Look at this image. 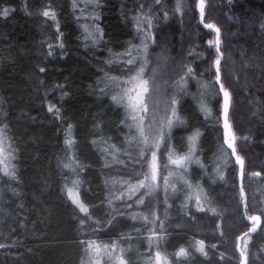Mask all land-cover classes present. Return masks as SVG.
Returning <instances> with one entry per match:
<instances>
[{
	"label": "trees",
	"instance_id": "trees-1",
	"mask_svg": "<svg viewBox=\"0 0 264 264\" xmlns=\"http://www.w3.org/2000/svg\"><path fill=\"white\" fill-rule=\"evenodd\" d=\"M231 1L204 0V22L220 30L221 83L231 95L229 121L235 135L247 138L236 141L238 155L244 160L245 212L260 215L264 224V0ZM136 2L99 1L101 18L96 24L104 27L101 40L112 44L108 49L114 53L119 52L122 42L133 39L130 21L122 15L131 14ZM165 2L169 6L174 3ZM4 10H8L7 16ZM45 10L53 12L56 19L43 16ZM77 13L72 0H0V129L13 149L17 167L15 178H1L0 244L4 247L0 248V264H82L86 257L80 241L89 238L124 242V247L133 251L126 254L129 264L151 254L145 244L139 246L149 223L118 219L115 210L106 205L110 190L105 179H115L116 171L104 161L101 147L118 146L124 160L135 157L131 151L121 150V108L99 87L105 72L115 73L106 58L112 50L99 47L101 40L95 47L87 45L83 20ZM166 30L165 49L174 57L188 52L182 75L188 86L193 88L196 81L214 88L216 96L210 104L206 95L201 96L210 112L201 111V100L195 101V107L186 102L183 106L187 104L185 116L196 120L189 125L187 136L196 130L208 132L215 149L223 143V136L219 125L210 126L211 117H219L221 112L214 71L218 54L214 44L208 43L214 41V34L199 24L195 5L185 17L179 15L176 20L171 16ZM155 36L157 45L161 31ZM188 68L191 74H187ZM256 104L261 107L259 112ZM50 106L53 112H49ZM66 139L73 140L71 148ZM209 151L201 146L200 154L206 158ZM70 157L79 166L75 176L63 167ZM230 160L223 180L213 182L210 177L202 182L209 211L214 209L215 214L191 205L188 218L196 219L192 224L173 201L168 216L165 213L159 219L166 236L160 247L166 242V253H175L180 247L190 252L186 262L179 258L180 264H239L236 242L249 231L250 224L243 216L231 155ZM256 172L261 174L257 178L260 189L251 178ZM72 178L81 182V199L91 219L68 198L66 185L71 187ZM133 200H126L127 204ZM114 204L117 207L122 202ZM84 231L89 232L86 237ZM249 237L247 246L254 247L258 241L260 250L259 259L249 264H264V237L259 231ZM195 239L204 241L206 257L194 250Z\"/></svg>",
	"mask_w": 264,
	"mask_h": 264
},
{
	"label": "snow or ice",
	"instance_id": "snow-or-ice-1",
	"mask_svg": "<svg viewBox=\"0 0 264 264\" xmlns=\"http://www.w3.org/2000/svg\"><path fill=\"white\" fill-rule=\"evenodd\" d=\"M159 2V0H157ZM201 12V22L203 23L204 15V0H200L199 3ZM8 10H4L3 15L7 16ZM45 17H50L52 20L56 19L53 12L45 10L42 13ZM137 27L140 28V20L137 18ZM149 28L151 27V19H145L143 21ZM206 28L211 29L216 33V40L209 41V45H215L216 52L218 53L217 58L214 61L215 65V78L216 83L220 84V92L223 93V128H224V145L228 149H231V155L235 156L236 163L240 166V176L241 180L244 177V160L236 152V141L237 137L232 130V125L229 121V110L231 106V95L229 91L224 88V85L220 82V64L221 56L220 54V30L215 24L207 23L204 25ZM85 31L88 32V37L96 42V38L93 33H91L87 27ZM149 38V33H145V40ZM63 47V45H61ZM137 54L147 53V43L141 42V46L136 48ZM126 55L129 57L127 60H121L126 66L123 76H112L105 73L106 87L113 90L111 95L112 101L122 107L125 112V127L129 129V135L126 139L128 142L135 143L139 157L136 161L139 164V171L136 174V179L133 180L132 176L127 179L121 178L119 180L121 191L117 198H124L125 194L127 200H132L134 196L137 195L139 189H145L143 194H140L135 200L137 205L145 204V197H151L153 193L158 191H163L165 193V198H167V193L169 190L172 192L177 191L176 181L171 179L177 177L183 184L186 185L185 196L187 200H195L198 211H206L204 207L201 206V192L202 189L199 185H193L190 181L186 179V174L190 163L194 162L196 155V144L199 139V131L196 130L191 136L187 138L188 147L187 151L181 154L175 148L171 146V132L174 126L177 124H183L184 121L178 115L174 105L177 103L175 97H171L167 102L164 103L163 115H160V101L155 97V93L159 90L155 84V70L152 76H145V65L147 60H143L140 63L137 61L140 59L139 55H134L131 50H129ZM109 61L108 63H111ZM43 71V69H41ZM192 69H187V74H191ZM178 86L183 88L186 81L184 77L177 82ZM207 88L208 85H203ZM105 89L102 88L101 91ZM201 111L210 112L207 104L201 100ZM49 112H53V107H49ZM58 111V110H57ZM130 121V123L128 122ZM147 121V123H146ZM7 137L3 129H0V170H3L4 175L11 176L15 178L14 166L10 167L11 161L15 159L13 152L8 149L11 147L10 144L8 148L5 147V142ZM66 145L71 148L73 144L72 139H66ZM115 159V156L113 157ZM199 163L198 160H195ZM65 169H69L71 172L75 173L78 170V164L73 157L69 158L68 162L63 164ZM253 176H259L260 173L256 172L252 174ZM116 181H113L115 183ZM72 186L68 187L66 185L68 198L71 200L72 204L75 205L81 213L91 219L89 215V208L82 202L79 198V190L77 188L78 181L73 179L71 181ZM240 197L242 200L245 199V192L243 186L240 188ZM131 208L133 205H127ZM152 207V201L149 200V208ZM245 207L247 205L245 204ZM215 214V210H211ZM149 215L142 217L145 223H151L152 228L148 230V235L146 237L148 241V251L151 253L145 258V264H170V257L177 258L172 264H180L179 258H183L184 261L189 260L190 252L184 247H180L175 253H166L164 249L160 247V241L164 237L163 232V221L161 220L157 226L156 221L159 219L156 213L152 211ZM247 220L251 223L249 228V233L256 232L261 223L260 215H248ZM132 219H136L135 216ZM81 226L85 224V220H80ZM157 227L159 231H157ZM219 227V225H218ZM96 231V229H93ZM139 231V229H137ZM249 233H244L243 236L239 237L238 240H244V237L248 236ZM223 233H221L222 235ZM124 237H121L123 239ZM83 246V251L85 253L86 259H82V264H128L127 250L120 245L119 241H112L110 243L101 241L99 239H82L80 241ZM4 247L0 244V248ZM196 252H199L203 256H207L206 246L204 241L198 240L193 246ZM212 247H215L213 245ZM247 244L245 243L244 248L246 249ZM237 250L240 252L241 264H248L246 251L237 245ZM223 259V257H221Z\"/></svg>",
	"mask_w": 264,
	"mask_h": 264
},
{
	"label": "rangeland",
	"instance_id": "rangeland-1",
	"mask_svg": "<svg viewBox=\"0 0 264 264\" xmlns=\"http://www.w3.org/2000/svg\"><path fill=\"white\" fill-rule=\"evenodd\" d=\"M73 1V7L78 11L77 16L80 17L83 22L81 25V28L84 32V41L87 43L89 47L96 46L98 45L99 41L103 39V33H104V27L98 26L96 24V21L100 18V11H99V1L100 0H72ZM173 6L166 5L165 0H137L135 6H133V9L131 14H123V18L126 17L127 20L130 21L131 27L129 26L130 30L133 32V39L122 42L121 43V48L119 52L114 53L112 49H108L112 46V44H108L107 40H101L99 47L104 46V51L107 49L111 51L110 54L107 58V61H112L111 63H107L108 66L113 70H115V73H108L109 75L112 76H123L126 73L124 72L125 67H132V66H126L121 62V60H127L129 57L126 55V53L131 50L134 55H139L140 59L137 61V63L142 62L143 60H147V63L145 65V76L149 77L152 76L153 71L155 70L156 76H155V84L158 87V91L155 93V97L159 99L160 101V115H163V107L164 103L167 102L171 97H175L177 100V103L174 105L176 108V111L180 118L184 121L183 124H177L176 126L173 127L172 132H171V146L175 148L178 152L183 154L184 152L187 151L188 147V141L187 138V130L189 125H194L196 120H189L185 116L184 110L186 109L185 105H193L195 107V101L196 100H201V96L207 97V104H210V102L213 100V98L216 96L214 88L213 87H203V84L196 82L194 84L193 88H190L187 83L184 84L183 88L178 86V81L181 80L182 75L185 73V64L188 62V57L185 59L187 56L188 52L183 55V57H174L171 55V53L165 49L164 47V39H165V32H167L166 27L168 25L169 19L171 16H173L176 20L178 19L179 15L180 17H185L187 16L188 9L192 5H195L196 7V2L193 3L192 0H173ZM196 1V0H195ZM232 2L231 0H228ZM253 2L261 3L262 0H251ZM80 3L82 4V8L80 7ZM24 6H25V1H24ZM24 10L27 12V10L24 8ZM137 18L140 20V28L138 30L137 27ZM145 19H151V27L149 28L143 21ZM98 20V21H99ZM93 33L94 37L96 38V42H93L92 38L88 37V32L85 31V28ZM161 31V36L157 42V45L155 44V39L157 33ZM149 33V38L145 40V33ZM105 34V33H104ZM106 39V38H105ZM144 41L147 43V53L146 55L144 54H137L136 53V48L141 46V42ZM186 49V48H184ZM188 50V49H187ZM113 52V54H112ZM105 73L101 76V79L99 80V87L104 88L105 90L103 91V94H108L111 99V95L113 94V90L111 88L106 87V80H105ZM186 81V80H185ZM191 81V82H193ZM185 94V95H184ZM188 94L190 98L188 97ZM187 95V96H186ZM108 98V97H107ZM184 99V100H183ZM112 100V99H111ZM186 102L187 104H184ZM120 107V106H119ZM123 113L124 120L126 119L125 117V112L122 107H120ZM256 111L259 112L261 110V107L259 105H255ZM207 116V115H206ZM196 119V118H195ZM211 122L210 126L212 127H217L219 125L221 127V121H220V116L219 117H211ZM130 123V121H128ZM147 123V121H146ZM222 129V128H221ZM194 131H192L193 133ZM190 134V136L192 135ZM198 142L196 144V155L194 162L190 163L188 167V171L186 174V179L191 182L193 185H199L200 188L202 189L201 192V206L206 209V212H211L209 211V205L207 204V199L206 196L204 195L203 191V180H211L210 177L213 178V182H219L224 179L225 173H226V167L227 165L230 164V154L226 147L224 146L223 143L221 145H215V149H213L212 145V139L210 137V134L200 132ZM129 135V129L125 127V124L122 122V133L119 134V141L121 145V150H129L134 154L135 158L129 157V159L124 160L122 156L119 155V147L118 146H105L101 147V153L106 155L105 156V162L107 165H111V168H114L116 171V178L111 179L109 176L106 177V185H107V190H110V198L106 202V205L111 207V210H115V214L117 218H123L125 220L130 221V223L135 224V223H142L144 220L142 219L143 216L149 215L151 219L150 213L154 211L156 213V216L159 217H164L165 213L168 216V211L170 208L174 205L173 201L176 202V205L179 208V213L182 214V217H184L186 220H189L192 224L196 222V219L194 218H188L192 213H189L190 210H192V207L197 209V206L195 204V200H187L185 196V191H186V185L183 184V181H180L177 177H173L171 179L176 181V187L177 191L172 192L169 190L167 193V198H165V193L163 191H158L153 193L151 197H145V204L144 205H137L135 203V200L138 198L140 194H143L145 189H139L138 193L136 196L133 197V206L129 208L127 205V199L126 196L128 195L127 193L125 194L124 198H117L120 194L121 191V186L119 183V180L121 178L127 179L129 176L133 177V180L136 179V174L139 171V164L136 163L138 157H139V152L138 149L135 145V143H129L128 139H126ZM238 139H242L243 141H247V138L245 136L239 137L237 136ZM9 141L5 142V147L8 148ZM11 146V145H10ZM201 146H203L205 149L210 150L209 155L205 158L203 155L200 154V149ZM9 151L13 152L12 147L8 149ZM122 153V151H121ZM127 155H130L129 153H126ZM14 155V152H13ZM115 156V159L113 158ZM16 158V156L14 155ZM195 160H198L199 163H196ZM14 166V172H16V165L13 164V160L11 161L10 167ZM231 166V165H229ZM235 170L237 169L236 165ZM78 172H75L73 176H75ZM2 175H4L3 170H0V185L2 181ZM252 175V174H251ZM250 175V177H251ZM196 176H198L196 178ZM261 177V174L259 176H253L252 179L254 180V184L257 185V188L259 186H262V189H264V182L260 186L258 185V180L257 178ZM113 178V177H112ZM201 179L200 180H198ZM75 179L78 181L77 188L79 190V198L81 199V182L79 181L78 178H72V180ZM70 180V183L71 181ZM113 181H116L113 183ZM72 186V184H71ZM253 187V186H252ZM109 193V192H108ZM107 196H109L107 194ZM263 206H264V193H263ZM246 197V196H245ZM111 198L113 202L111 201ZM172 198V199H170ZM149 200L152 201V207L151 209L149 208ZM252 203L253 202V197L250 199ZM2 200L0 199V202ZM116 201H121L122 204L120 206L115 207V202ZM192 205V207H191ZM76 207V206H75ZM77 208V207H76ZM78 209V208H77ZM79 210V209H78ZM2 213L1 211V204H0V214ZM247 214V213H246ZM249 215V214H247ZM135 216L136 219H132V217ZM244 216V213H243ZM156 221L157 226L160 223V220ZM163 221V220H162ZM149 228L147 231L144 232L143 235H141V240L142 244L139 243V246H142L143 244L146 245V247H149L148 241L146 239L148 235V230L153 227L151 223H149ZM184 226V225H183ZM252 225L250 224V227ZM164 223H163V231H164ZM249 230V229H248ZM247 230V231H248ZM157 231H159V228L157 227ZM259 234L264 237V224L261 223L259 229ZM248 233V232H247ZM89 234L88 231L83 232V236L86 237ZM250 236V235H249ZM246 236L244 237V240L241 241V249L246 251L247 259H248V264L250 261H256L259 259L258 253V241H255L256 244L254 247L252 246H247V248H244L245 243L247 244L246 240L249 239L250 237ZM163 239H166V236L164 234ZM162 239V240H163ZM161 240V241H162ZM197 240L195 239L192 242V245H195V242ZM250 242V241H249ZM263 242V247H264V240ZM120 245L123 247L124 242H119ZM165 243L162 244V246L165 248ZM238 245V240L236 242ZM138 246V245H137ZM161 247L162 249H164ZM125 248V247H124ZM126 249V248H125ZM127 253L133 252L132 249H126ZM237 257L239 260L240 264V254L239 252L237 253ZM133 259L134 256H132ZM183 260V258H180ZM173 260L170 257V264H172ZM186 262V261H183ZM129 264V261H128ZM135 264H145V260L141 259L140 261H135Z\"/></svg>",
	"mask_w": 264,
	"mask_h": 264
},
{
	"label": "water",
	"instance_id": "water-1",
	"mask_svg": "<svg viewBox=\"0 0 264 264\" xmlns=\"http://www.w3.org/2000/svg\"><path fill=\"white\" fill-rule=\"evenodd\" d=\"M199 3H200V0H196V11H197V13H198V16H199V24L201 25V27H203L204 29H206V30H208V31H210V32H212L213 34H214V41L216 40V33L214 32V31H212L211 29H208V28H206L204 25L205 24H207V23H205L204 22V15H203V23L201 22V12H200V7H199ZM204 7H205V4H204ZM215 46V45H214ZM216 49V48H215ZM218 54V53H217ZM220 56H221V61H222V53H221V51H220V54H219ZM214 71H215V67H214ZM220 82H221V75H220ZM216 85H217V87H218V90H219V93H220V95H221V112H220V121H221V128H222V136H223V141H224V128H223V100H224V97H223V93L222 92H220V84H217L216 83ZM225 147L227 148V146L225 145ZM228 149V148H227ZM228 151L230 152V155H231V149H228ZM236 152H237V149H236ZM237 154H238V152H237ZM231 158L233 159V161H234V163H235V165H236V167H237V173H236V175H237V179H238V184H239V191H240V188H241V186H242V184H243V180H241V176H240V166L236 163V158H235V156H233V155H231ZM244 178V177H243ZM245 204H246V197H245V199L244 200H242V207H243V212H244V218H245V221L247 222V223H249V224H251L248 220H247V214H246V212H245ZM260 225H261V223H260ZM260 227V226H259ZM259 229V228H258ZM257 229V230H258ZM257 232V231H256ZM256 232H251V233H249V231H248V233H249V235L250 236H252V235H254ZM238 244L240 245V247H241V241L240 240H238ZM238 251V250H237ZM239 252V251H238ZM239 254H240V252H239ZM240 261H241V257H240ZM240 264H241V262H240Z\"/></svg>",
	"mask_w": 264,
	"mask_h": 264
}]
</instances>
